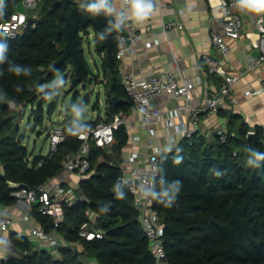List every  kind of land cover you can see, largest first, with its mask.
<instances>
[{
  "label": "trees",
  "instance_id": "obj_1",
  "mask_svg": "<svg viewBox=\"0 0 264 264\" xmlns=\"http://www.w3.org/2000/svg\"><path fill=\"white\" fill-rule=\"evenodd\" d=\"M21 1L4 0L0 24L18 10ZM79 3L80 0H41L34 10L35 16H27L31 21L27 27L17 37H7L8 59L0 65L3 69L0 93L7 101L0 102L1 204L16 201L10 195L16 188L10 183L18 184L19 188H34L58 175L63 170L64 157L80 148L82 141L78 133L84 126L91 129L99 122H110L120 110L128 111L130 102L115 105L110 102L112 95L129 99L122 89L116 61L113 69H109L103 38L92 24L79 25L76 33L79 53L88 69L90 87L103 84L104 115L98 114L94 119L74 122V125L64 123L61 127L64 140L45 155H33L28 150L26 131L30 129L40 135L47 129L45 119L57 107L60 94L74 90V100L78 96L75 88L81 82L70 83L75 69L71 56L51 73L47 71L61 56L65 44L58 28L64 24V16ZM90 28L94 50L99 55L104 53L100 56L102 73L98 70L94 73L84 57L83 38L89 36ZM111 41L115 52V35ZM12 64L30 68L31 74L16 76L8 71ZM57 75L66 81L64 87H46ZM41 86H45L43 93L39 91ZM81 88L86 90L85 85ZM46 95L52 99H44ZM88 101L86 94L82 102ZM248 131L251 130L243 119L231 115L225 142H221L217 134L210 137L193 134L178 140L171 151L165 149L159 153L154 191L160 193L163 189L169 196L175 193L170 207L155 200L153 203V210L163 226L167 264H264V162L258 168L246 163L247 149L264 152V131L255 127V138L250 141ZM113 135L111 148L89 141V170L75 189L76 200L62 202L61 222L55 224L52 216L38 211V204L31 207V219L45 231L62 237L66 245L51 250L38 248L27 237L11 231L9 239L16 254L1 264H90L89 261L93 264H160L142 229L134 195L119 179L122 174L119 159L128 142L125 125L115 126ZM175 157L181 158L179 164L174 163ZM176 182L178 190L172 189ZM118 193L122 198H118ZM83 224H89L102 237L90 240L80 237L78 231Z\"/></svg>",
  "mask_w": 264,
  "mask_h": 264
},
{
  "label": "crops",
  "instance_id": "obj_2",
  "mask_svg": "<svg viewBox=\"0 0 264 264\" xmlns=\"http://www.w3.org/2000/svg\"><path fill=\"white\" fill-rule=\"evenodd\" d=\"M114 2L119 8L122 0ZM18 10H23L21 4ZM233 10L240 19V36L236 39L226 38L229 52L222 56L211 44L209 20L212 18V12L207 0H161V5L154 9V14L146 21L137 23L131 20L142 37L137 42H128L123 58L115 60L120 77L124 72H131L140 78L160 71H173L179 83L183 79L193 81L194 86L190 90L191 98L188 105L198 106L205 96L217 93L221 84L220 76L208 72L206 57L215 58L227 73L237 76L231 88L234 102L227 99L217 110L201 113L193 134L210 137L217 130H226L231 115L243 119L251 131H254L255 127L264 131V91L260 88L264 66L248 65V60L257 58L258 55L255 52L256 48L250 44L246 36L249 33L252 40L257 39L258 30L254 21L262 17L264 22V14L241 12L236 7ZM27 16H35L34 10H29ZM168 20L180 22L182 29H164L163 23ZM213 25L215 29L221 31L222 20L216 18ZM129 102L125 124L128 142L122 149L119 159V166L125 174L128 173L129 167L141 166L147 152L154 146L165 150L166 132H176L183 125L188 128L192 126L190 110L179 108V104L182 103L181 97L175 98L160 93L153 96L152 103L160 112L152 126L155 131L153 134H149L150 132L139 123V114L132 102L130 100ZM132 151L138 153L135 160H129ZM83 176L84 174L71 173L63 169L48 182L53 187L60 186L64 192L68 189L75 192ZM58 196L60 194L56 193V197ZM25 212L26 206L23 202L15 201L10 205L0 203V216L10 220L7 229L0 230V237L10 240L9 233L14 231L27 237L36 247L51 250L53 246L47 241L39 240L31 234V228L37 225V222L31 219V209L27 219L23 218ZM15 254L11 243L6 252L0 253V264ZM89 263L93 264L91 261Z\"/></svg>",
  "mask_w": 264,
  "mask_h": 264
},
{
  "label": "built area",
  "instance_id": "obj_3",
  "mask_svg": "<svg viewBox=\"0 0 264 264\" xmlns=\"http://www.w3.org/2000/svg\"><path fill=\"white\" fill-rule=\"evenodd\" d=\"M212 12V18L209 20L210 37L212 46L225 56L229 52V44L226 38L236 39L240 36V19L234 12V0H207ZM41 0H22L23 10H16L11 13L8 20L0 24V29L8 38L17 37L26 27L28 23L27 12L35 10ZM122 4V3H121ZM161 5V0H154V9ZM121 6V5H120ZM107 22L111 18L106 17ZM216 18L222 20V29L218 31L214 28L213 22ZM254 24L258 30V37L252 40L249 33L246 34L250 40V44L259 50L257 58H250L248 65L264 66V22L262 17H258ZM110 26V24H109ZM164 29L177 28L182 29V24L174 20H168L163 23ZM116 36V50L114 59L116 61L123 58L126 53V44L128 42H137L141 39L142 34L137 26L130 20ZM104 53H101V57ZM208 72L217 74L221 77V84L217 93L207 95L203 98L198 106H189L191 95L190 90L194 86L192 80L183 79L181 83L173 71H160L147 77L138 78L131 72H124L121 75V85L128 99L132 102L134 108L139 114V123L145 127L150 133L155 131L152 126L159 116V110L153 105L152 99L155 94L171 95L175 98L181 97L182 103L179 108H188L190 110V121L192 126H180L176 132H166L167 142L165 149H168L170 141L174 144L181 138H189L196 130L199 115L203 112L215 111L220 108L228 99L234 102L232 96V85L237 80V76L227 73L225 68L215 59L207 58ZM260 88L264 91V74L260 80ZM253 94L256 92H252ZM126 112L120 110L113 115L110 122H99L95 127L91 128L86 136H79L82 141L80 148L76 152L68 153L63 161V169L71 173L85 174L90 167L89 160V141L92 140L96 146L103 148H111L114 141V127L117 125L127 124ZM221 142L227 140V132L225 129L215 131ZM180 135V136H179ZM64 132L60 126L51 128L48 134L49 151L55 150L58 143L64 140ZM162 151L160 147L154 146L147 152L145 160L141 166L129 167L128 173H122L119 177L127 189L134 195L135 203L140 210V220L144 233L149 242L150 250L153 252L156 260L160 264H167L165 252L163 248V226L158 221L156 212L153 210L154 200L141 197V189L152 187L158 176L159 153ZM138 153L130 152L129 160H135ZM40 164V162H39ZM47 180L34 188L20 187L11 191L10 195L18 202H23L26 206V212L23 218L27 219L29 210L32 205L38 204V211L42 214L50 215L54 218V223L61 222L64 217V208L62 202H74L76 194L72 189L64 192L63 188L53 187ZM154 190V188H153ZM56 193L60 196L56 197ZM10 220L5 216H0V230L8 227ZM31 234L37 239L47 241L54 249L58 246L66 245V241L53 233L47 232L39 225L32 226ZM78 234L80 237L90 240L94 237L101 238L100 232L94 231L89 224H83Z\"/></svg>",
  "mask_w": 264,
  "mask_h": 264
},
{
  "label": "clouds",
  "instance_id": "obj_4",
  "mask_svg": "<svg viewBox=\"0 0 264 264\" xmlns=\"http://www.w3.org/2000/svg\"><path fill=\"white\" fill-rule=\"evenodd\" d=\"M235 7L241 12L252 13L256 15L264 14V0H234ZM4 0H0V17L3 16ZM79 10L85 14H90L92 16L103 15L105 17L111 18L109 21L110 26L106 28L105 33H111L113 30H121L130 20L137 23H142L146 21L149 17L154 14V0H122L121 6L118 8L114 0H80ZM105 33H102V38L105 37ZM9 44L7 35L0 31V65H3L8 59ZM8 71L15 74L16 76L31 74L30 68L12 64L9 66ZM3 75V69H0V76ZM66 81L60 75H57L56 79L46 87H58L63 88ZM45 86H41L39 91L44 92ZM20 89L17 88V91ZM46 100H51L50 95L43 97ZM0 102H7L3 93H0ZM86 106L83 107L73 105V112L77 118L82 117ZM90 131L89 126H84L78 133L79 136H86ZM174 141H170L168 151L172 150V144ZM179 151V149H177ZM249 155L246 160L248 166L253 168L261 167L262 162H264V152H260L254 148L247 149ZM181 162L180 157L174 158V163L179 164ZM163 183V179L161 180ZM155 184L148 189H141V197L145 199H152L165 206L170 207L171 202L174 199L175 193L169 196L168 192L161 190L157 193L153 190ZM178 182L173 183L172 189L178 190ZM118 198H122L120 193L117 194ZM11 246L10 240L6 237H0V253L6 252Z\"/></svg>",
  "mask_w": 264,
  "mask_h": 264
},
{
  "label": "rangeland",
  "instance_id": "obj_5",
  "mask_svg": "<svg viewBox=\"0 0 264 264\" xmlns=\"http://www.w3.org/2000/svg\"><path fill=\"white\" fill-rule=\"evenodd\" d=\"M89 36H84L83 38V51L84 57L89 65V68L95 73L101 70V58L100 55L94 50V36L92 28L89 29ZM67 89L70 85L67 84ZM78 91V96L74 100L72 91L62 92L59 96L57 107L54 109L50 117L45 119L46 130L41 131L38 135L35 131L28 129L26 131V140L28 150L33 153V155L42 154L45 155L49 152V139L45 137L47 130L51 128H56L57 126L62 127L64 123L69 122L70 124H75L74 122H82L95 118L98 114L104 115L105 110V97L103 85L92 84L90 89L83 90L81 85L76 87ZM89 95V101L87 103L82 102L85 95ZM73 105L86 106V109L82 117L77 118L73 112ZM25 120L21 122L23 124ZM30 128V126H29Z\"/></svg>",
  "mask_w": 264,
  "mask_h": 264
},
{
  "label": "water",
  "instance_id": "obj_6",
  "mask_svg": "<svg viewBox=\"0 0 264 264\" xmlns=\"http://www.w3.org/2000/svg\"><path fill=\"white\" fill-rule=\"evenodd\" d=\"M30 22V19H28V23ZM89 23L92 24L93 28L99 32L100 36L102 33H105L106 28L109 27L107 18L105 16H92L90 14H85L84 12L79 10V5L74 6L71 11L66 16H64V24L59 26L58 33L64 36L65 44L61 48V56L51 63L47 74L54 71L66 58L71 56L75 63V69L74 76L71 78L70 83H72L74 80H78L81 82V85L86 86V89L90 88V81L87 77L88 69L80 56L78 41L76 38L78 26L80 25L82 27H85ZM117 33L118 31L113 30L111 33H105V37L103 38V47L105 49L107 64L110 70L113 69L115 64L114 52L112 51L111 46V38ZM255 52L257 55H259L258 49H256ZM110 102L112 105H115L117 103H128L129 100L119 99L115 95H112L110 97ZM254 138V131H248V141ZM10 186L13 188H19L18 184L10 183Z\"/></svg>",
  "mask_w": 264,
  "mask_h": 264
}]
</instances>
